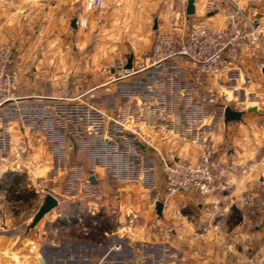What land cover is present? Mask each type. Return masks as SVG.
I'll return each instance as SVG.
<instances>
[{"label": "crops", "instance_id": "crops-1", "mask_svg": "<svg viewBox=\"0 0 264 264\" xmlns=\"http://www.w3.org/2000/svg\"><path fill=\"white\" fill-rule=\"evenodd\" d=\"M208 1L195 0V14L188 15V0H106L105 10H87L83 0H0V44L13 49L20 96L3 110L8 113L0 118V143L32 147L29 162L34 163L21 170L0 165V179L15 190L3 195L0 184V207L37 204V189L28 183L38 177L46 178V188L59 200L34 228H29L32 218L0 213V241L10 244V254L29 252L28 264H49L53 254L63 264H257V259L264 264V72L259 58L245 60L222 78L232 84L228 98L249 102L231 106L243 111V120L228 123L225 107L194 101L192 96L206 93L208 86L194 87L184 62H170L183 83L169 90L174 101L166 105L157 96L144 102L128 86L163 67L125 76L124 69L112 66L123 55L127 63L132 57L135 68L142 64L172 16L220 26L235 3L264 26V0H218L209 13ZM81 14L88 19L86 28L79 26ZM184 91L187 101L176 102L175 95ZM70 103L86 112L77 126L85 124L90 132L68 137L69 147L63 134H53L49 146L41 128L53 123L59 106ZM158 150L192 161L211 150L216 161L228 165L223 178L228 189L207 197L180 193L167 198ZM157 201L164 202L162 215ZM22 225L24 234L18 230ZM119 243L122 249H114Z\"/></svg>", "mask_w": 264, "mask_h": 264}, {"label": "built area", "instance_id": "built-area-1", "mask_svg": "<svg viewBox=\"0 0 264 264\" xmlns=\"http://www.w3.org/2000/svg\"><path fill=\"white\" fill-rule=\"evenodd\" d=\"M83 1L87 10H105L108 7L106 0ZM217 2L218 0H209L206 11L208 13L213 11ZM87 25V17L81 14L79 26L86 28ZM263 29V24L257 18L235 3H230L225 13V23L220 26L202 19L190 23L187 15L172 16L170 27L156 34L151 53L138 67L156 68L168 62L181 61L185 63L192 82L203 88L211 82V79L219 80L230 75L249 58H259L260 68H264ZM13 63L14 54L11 46L0 44V113L20 99L17 92V71L12 67ZM126 64V59L119 60L117 64L118 68L124 69L125 76L137 71L134 66L130 69L124 68ZM135 134L140 136L139 131H135ZM145 141L151 144L149 138L146 137ZM0 144L2 150L10 147L12 158L15 160L14 168L21 170L22 167L27 168L29 164L34 166V163L29 162V156L33 152L32 147L18 146L13 149L10 142L4 139ZM158 154L167 198H174L180 193L207 197L217 190L228 189V184L223 182L225 173L229 169L228 165L216 161L211 150H207L195 161L178 159L173 153L159 150ZM4 161L2 153L0 163ZM38 186L40 194L37 193L44 199L49 191L42 183H38ZM250 199L247 197L246 203ZM80 221L83 223V228L88 229L82 218ZM113 248L121 250L122 244H115Z\"/></svg>", "mask_w": 264, "mask_h": 264}, {"label": "rangeland", "instance_id": "rangeland-1", "mask_svg": "<svg viewBox=\"0 0 264 264\" xmlns=\"http://www.w3.org/2000/svg\"><path fill=\"white\" fill-rule=\"evenodd\" d=\"M240 7V6H239ZM242 8V7H241ZM244 11H246V9L242 8ZM247 12V11H246ZM225 23V22H224ZM211 24V23H210ZM125 59V55H123L121 58L117 59L113 64V68L114 71H118V72H122L121 68L117 67V64L119 63V60H123ZM175 63H171L168 62L163 66V71H153L154 74L151 76L149 75H144L142 80H132L130 81L131 83H129V88H131V91H137L138 93H141V98L143 99L144 102L147 103H151V101H154V99H151V97L153 96V98H158V103L160 104H168L173 102L174 100V96L172 95V93H170L169 90L173 89L174 87H182V81H181V75H179V70H174ZM137 71L135 73H133V76H137L140 75V73L145 72L147 70H150L148 68L142 69L141 67H137L136 68ZM158 72V74L156 73ZM130 76V75H129ZM177 77V78H175ZM229 77H226L225 82L222 81V78L219 80H215V79H211L212 83H208L206 86H208V91H206V93L201 94L198 93L195 96H192V98L194 99V101H198L200 103H206V104H218V106L221 108L225 107L226 105L229 104V106H245L246 104H248V101H245L242 96H239L233 99V94L230 91L232 84L231 81H228ZM194 84V87L199 88L198 86H195L196 84L194 82H192ZM192 85V84H191ZM190 85V86H191ZM204 88V87H203ZM157 89H159V93H155V91H157ZM153 90L154 93H151ZM219 90H224V95H221L219 93ZM185 91L182 92V94L179 95H175V97L177 98V100H175L178 103H183L187 101V97L189 95H185ZM230 96V94H232L231 98H228V95ZM77 106L70 104H66L64 105V107H58L56 109V113L55 116L52 117L53 119V123L49 124V126H42L41 131L44 132L43 134L49 139V137L53 134H63L64 137H66L68 144L67 147L71 146L70 143V139L68 137L70 136H82L85 133L90 132L88 129L89 127L85 124H81V126H77V122L79 123L80 121H82L83 119H85L87 117L86 112H82L81 109L78 111ZM2 111L0 113V118H7V115L4 116V114L8 113V111L6 112ZM224 111V108H223ZM3 114V116H1ZM86 115V117H84ZM133 115L130 117V119H134ZM59 120H64L63 124L60 123ZM82 123V122H81ZM51 125V126H50ZM96 132L97 134H99V130L101 129L100 127H96ZM131 129V130H130ZM127 130H130L129 132H131L132 134H135V131H137L136 127H130V125L127 126ZM77 136V137H78ZM49 146L54 145L50 139L48 140ZM86 144V143H84ZM53 147V146H52ZM3 149V159L5 160L4 162H2L0 165L2 166H13L14 163V159L12 158V151L10 150V147ZM161 152H165L163 150H159ZM167 153H171V152H167ZM24 163V162H23ZM23 163H20V165H22ZM25 165V164H23ZM161 165V163H160ZM23 168V167H22ZM162 168V167H161ZM51 176H48V178H50ZM39 179L37 181H32L30 180V182L28 183V186H35L37 189V192H39L40 194V188L38 186V183H42L44 187L45 186V182H46V178L45 177H38ZM0 184L1 187H3L2 190V194L3 195H9L12 196V194L15 193V190H13V187H10V181L9 182H4L3 179H0ZM16 185V184H15ZM5 186V188H4ZM18 188H20V185L18 186ZM3 189H7L9 191L8 192H3ZM49 192L50 189H47ZM38 194V193H37ZM38 194V199L39 202L37 203L38 205L40 204V201H43V198H40ZM42 203V202H41ZM37 204H28L27 206L25 205H15L13 206H3L0 207V213L2 215H5L7 217L13 218L11 216H22L23 219H31L34 214L36 213V210L38 209V205ZM263 206V203H262ZM262 208V207H261ZM264 208H262L261 211ZM55 212V211H53ZM52 214V213H51ZM19 232H21L22 234H24L25 232V225L23 226H19L18 228ZM78 233L75 232V235H77ZM69 237H73V233L69 234ZM21 247L25 246V243H23V241L21 242ZM8 243H5L4 241H0V264H28L27 260H29V256L27 255L29 252L27 251H22L20 253H16V255H12L10 254V248L8 249ZM70 251V250H69ZM15 258V261L12 260L13 257ZM12 258V259H11ZM57 258H60L59 255L53 254L50 255L48 258L49 264H63L60 261H57ZM257 264H262V261L259 262L258 259L256 260ZM66 264V263H65Z\"/></svg>", "mask_w": 264, "mask_h": 264}, {"label": "water", "instance_id": "water-1", "mask_svg": "<svg viewBox=\"0 0 264 264\" xmlns=\"http://www.w3.org/2000/svg\"><path fill=\"white\" fill-rule=\"evenodd\" d=\"M195 0H188L187 4V14L188 15H194L195 14ZM76 21L73 22V25L75 24ZM133 66V59L132 57L129 58L128 63L125 68L130 69ZM264 72V68H263ZM250 110L253 111H258L257 107H253ZM224 115V121L226 123L230 121H242L243 120V111L241 110H235L231 106L226 105L223 111ZM91 181L94 182L95 179L94 177H91ZM59 205V200L58 198L52 194V193H47L46 196L44 197V200L34 216L32 217V220L29 224V228H34L36 225L53 209H55ZM163 206L164 202L163 201H157L156 203V209L159 215H162L163 211ZM43 261V258H42Z\"/></svg>", "mask_w": 264, "mask_h": 264}]
</instances>
